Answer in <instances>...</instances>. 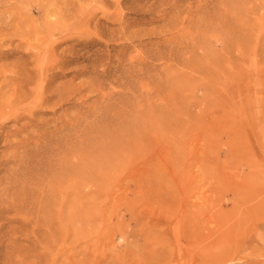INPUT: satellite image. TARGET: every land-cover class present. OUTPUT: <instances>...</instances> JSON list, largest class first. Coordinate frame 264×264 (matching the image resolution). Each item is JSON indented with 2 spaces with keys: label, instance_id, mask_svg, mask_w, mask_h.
Returning a JSON list of instances; mask_svg holds the SVG:
<instances>
[{
  "label": "rangeland",
  "instance_id": "1",
  "mask_svg": "<svg viewBox=\"0 0 264 264\" xmlns=\"http://www.w3.org/2000/svg\"><path fill=\"white\" fill-rule=\"evenodd\" d=\"M41 7L61 23L52 40L70 41L58 53L72 47L83 56L63 72L88 66L85 57L99 76L94 91L63 101L68 114L60 125L35 134L51 137L66 125L62 135L76 130L84 138L93 122L103 172L94 186L76 180L80 194L68 191L81 223L77 234L65 224L67 237L54 246L55 238L48 242L21 222L27 213L37 217L34 201L74 179L68 185L54 177L58 183L49 185L51 158L33 159L17 203L25 209L11 225L0 223V264H54L57 249L58 264H264V0H0V41L11 39L0 43V86L18 56L42 46L33 39L53 32ZM150 107L155 115L135 142L123 118L133 121ZM73 116L79 127L69 126ZM24 124L11 121L1 134ZM12 151L0 142L4 159ZM6 169L13 166H0L2 182ZM51 200L61 204L57 194Z\"/></svg>",
  "mask_w": 264,
  "mask_h": 264
},
{
  "label": "bare ground",
  "instance_id": "2",
  "mask_svg": "<svg viewBox=\"0 0 264 264\" xmlns=\"http://www.w3.org/2000/svg\"><path fill=\"white\" fill-rule=\"evenodd\" d=\"M53 6L54 5L50 7L53 8ZM38 7L39 6H37V8ZM39 10L46 12L44 14L45 15V21L43 22L44 28L46 30H52L53 32L40 39H33L34 41L33 44L36 42V43H40L42 46L31 45V47L28 48L30 44L28 45L27 43L28 46L27 45L26 46L28 49H26L25 54L18 56L17 63L15 59L14 61L15 64L11 69L9 66H8L9 69H7L8 68L7 66H4L7 68L6 70H4L3 74H7V76L6 75L2 76L1 74L2 76L1 78H4L6 76L5 80H7V83L2 81L3 84L2 86H0V122L2 121L0 123V142H2L3 146H5L6 149L12 148L13 151L10 154L6 155V159H4L5 156L2 157L3 153H0V166L5 164H11L13 166V169L4 170V172H6L7 177L3 178L4 179L3 182L0 181V223H4L6 226L11 225L15 220L16 216L22 212L21 210L25 209V207H20V206H19L20 208H17V203L18 205L22 204V200L19 196H21V193L24 190L21 189L25 188L30 183V181L27 182L24 177L26 174L27 175L29 174V176L31 175V170L33 168V165L35 164L33 162L34 161L33 159L37 160L43 158L44 161H46L45 158L50 157L52 160V161L50 160L52 165L50 166V171L49 170L48 171L51 173V175L49 174L48 175L49 177L48 178L46 177V179L49 182V185L52 183L53 181L52 179H54V177H58L60 180L59 182H63V180H66L65 182L67 183L68 182L67 180H69V176L73 175V178L71 177L72 179H74V181L71 179L73 183L71 181L68 182V183L71 182L72 187L69 186L68 188L67 186L66 187L67 189H63L65 188L64 185L66 183H62L64 184L62 186V189L64 190L63 191L60 189L61 188V183H60V188L56 187L57 190L55 188L57 197L59 196L61 200V204L59 203L60 205L58 208H56V204L53 205L54 203L51 200L52 195L56 196L55 191H53L52 189L50 190L52 192V195L49 191L47 193V196H42L39 198V201L37 200L34 201L32 205L33 208L36 210L35 213H37V217L35 218L34 216H32L33 215L32 214L31 215L32 218L31 217L28 218L30 214L27 213L26 218L23 219L21 224L27 225V223H31L32 226L31 230H33L34 235L38 231V234H41L42 236L41 235L40 236L45 239L47 238L48 242L51 241L52 238H55L54 246L55 245L59 246L60 244L59 241L63 242L62 239H65V237H67V236L62 237V232L67 229L65 224L66 225L69 224V228L71 229L72 227L73 229L72 232L74 231L75 234H77L78 225H80L81 223L79 220V211H78L79 209L77 208L79 206L78 203L75 202L76 197L73 195L74 203H76V205L74 203H71L73 202L72 201L73 199L68 202L67 200L70 198L69 195L71 194L68 191L70 190L71 192L72 189V191L75 190L73 191V193L74 192L76 193V190L80 188V186H77V181H79L78 185H80L82 177L85 181L84 184L85 187H87L88 185L94 186V184L96 183L95 182L96 173L100 175V172H103V164L102 162L96 161L94 157L93 122L88 123L86 125L85 127L86 134L84 135V138L81 136V134H79L80 131H76V130L67 135H62V132L64 131L62 129L66 127L65 124H68L66 123L67 121L66 122L64 121L65 127L60 128L59 126L57 130L59 134L53 133L51 137H48V134L46 133L47 134L46 135L44 132L40 134H35V133L37 131L40 132V130L45 131V129H47L50 123L52 122L56 123V125L58 126V124L64 120L63 117H65V115L68 114V112L66 113L68 109L67 110L63 109L64 106L63 101L69 100L74 95L77 94L80 95L79 97H81L86 92L91 93L92 91H94L95 83H96L95 82L96 79L94 78H97V76L99 75L98 72L96 71L95 63L89 58L87 59L85 57L83 62L84 61L88 62L87 64L88 66H84L83 69L74 68L73 70H71L72 72L70 73L63 72V69L67 68L69 65L79 63V60L83 59V56L80 57L81 55H78V53L72 52L73 51L72 47L65 48L58 53V49L62 45H64L65 42L68 43L69 40L63 37L60 38L59 40L56 39L52 40V38H54L56 35L54 32L57 31L58 26H60L61 23H59V20H55L53 22L49 21L47 19L48 17L47 10L42 9V7ZM44 12H42L41 14H43ZM58 12L59 14H61V10ZM80 13L81 11L79 12V14ZM93 15H89V16H93ZM76 16L79 15L77 14ZM76 16L74 14V18H76ZM90 19L92 20V17ZM20 20L22 21V19ZM91 23L88 22V28L91 27L90 25ZM76 24L77 22L74 23V25ZM8 37L9 36L7 35V39ZM20 37L22 38L21 40H23L24 36L20 35ZM7 39L5 38L1 40L0 43L11 41V39L9 40ZM27 42H30L29 39H27ZM88 44H90V42ZM56 69H58V71L52 74L53 79L51 82H49L48 81L49 72L51 73ZM70 75H72L70 79H64ZM80 77H86V78L85 80L79 82V84H75V80ZM61 79L64 80L61 82ZM55 80H60V83L54 85ZM53 86L55 87L52 88ZM136 108L137 106H134L132 109L135 110ZM154 115L155 113L153 109L150 107V111L145 110L143 113L140 112L137 118L133 121L130 120L128 117H124L122 121V125L124 124L125 127H128L126 125L127 124L130 125L132 123V128H130L131 133L129 132L128 136L131 135L130 137H132V140L134 139L136 142V140L144 137L145 134L143 132V128L145 127L146 121L150 116L153 118ZM23 120H27L28 124L26 125L24 124V126L23 125L18 126V128L16 127L14 130L5 132L6 134L2 135L3 133L1 131L5 129L6 127V126L4 127L5 124L7 125V123L9 124L12 121L16 125H19L20 121ZM70 121L71 120H69L68 122ZM79 122L80 121H78L77 117L76 118L74 117V119H72V123L68 125L71 127H75V126L79 127ZM78 127L76 129L79 130ZM24 129L26 131L28 130L31 131L30 133L28 132L29 134L26 132L27 137L25 138L21 137L19 141L11 142L10 139L20 137L19 135ZM136 129L137 131L134 132V130ZM41 140L45 141L46 144L45 145L42 144L41 146H38L36 143H39ZM30 141L34 143V147H32L33 146L32 145L31 147L33 149L31 148L32 150L29 151L26 149V146L29 144ZM82 143H85V147L81 146ZM48 147H50V150L52 148L53 151H50ZM135 147L136 146L134 145L133 149H135ZM36 166L37 165H34V169H36ZM54 180H56V183H58L57 178ZM43 181L44 179L42 178V182ZM77 192L79 193L76 194H80V190ZM43 197L45 198V201H43L44 200ZM77 197H79V195H77ZM54 200H57V198L56 199L54 198ZM67 203L68 204L70 203V205L66 212V210H64V207L67 205ZM10 214H14L15 216L9 217ZM41 223H44V225H42V229L44 232L41 231L40 229ZM53 225L55 226V229L54 227H52ZM62 228H64V230H62ZM11 233L13 235L16 234V232L13 233V231H11ZM28 234L30 233L28 232ZM34 235H32L33 236L32 238H34L35 240ZM72 235L73 234H71V236ZM9 236H10L9 239H11L10 242L14 243L13 241L15 240V237H12L11 234H9ZM38 236L36 239H39ZM56 242L57 244H55ZM49 244H53V243H49ZM236 247L240 248L241 246L236 245ZM60 255L61 252L59 251V249H57L54 264L59 263V257L61 258Z\"/></svg>",
  "mask_w": 264,
  "mask_h": 264
}]
</instances>
